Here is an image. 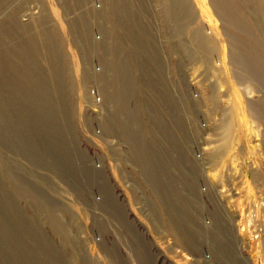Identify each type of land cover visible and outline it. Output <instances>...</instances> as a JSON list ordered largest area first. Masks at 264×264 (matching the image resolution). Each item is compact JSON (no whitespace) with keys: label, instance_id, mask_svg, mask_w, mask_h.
<instances>
[{"label":"rangeland","instance_id":"obj_1","mask_svg":"<svg viewBox=\"0 0 264 264\" xmlns=\"http://www.w3.org/2000/svg\"><path fill=\"white\" fill-rule=\"evenodd\" d=\"M258 6L0 0V264H264Z\"/></svg>","mask_w":264,"mask_h":264},{"label":"bare ground","instance_id":"obj_2","mask_svg":"<svg viewBox=\"0 0 264 264\" xmlns=\"http://www.w3.org/2000/svg\"><path fill=\"white\" fill-rule=\"evenodd\" d=\"M256 2V1H255ZM179 3V2H178ZM180 4V3H179ZM176 6V5H175ZM247 6V5H246ZM172 8V7H171ZM249 8V7H248ZM247 9V8H246ZM229 10V9H228ZM230 11V10H229ZM258 13H260V15L262 16V20H263V22H264V0H259V6H258ZM247 12L249 13V14H256V12H255V10H247ZM226 16H227V18L226 19H224L230 26H232V27H234V28H236L237 30H240V31H243V33L244 34H246V35H250V36H252L251 35V33L249 32V29L247 28V26H248V24L245 22V23H239L238 22V20H233V16L232 15H229V14H226ZM236 17V16H235ZM224 18V17H223ZM225 23V22H224ZM262 23V22H261ZM261 23H259V28H260V30H261V33H262V35L264 36V28H262V26L260 25ZM246 37V36H245ZM256 37V36H255ZM196 38V37H195ZM235 40V39H234ZM206 41H205V39H201V38H199V40H197V44H196V46H197V49H198V52L199 53H201L204 57L205 56H208L211 52H212V50H213V48H211V47H206L205 45H206V43H205ZM242 56V55H241ZM216 63H218L217 61H216ZM263 68L261 69V74H260V77H259V79H260V81H259V83H260V85H261V89H262V91H264V66H262ZM250 68V67H249ZM240 73V72H239ZM234 76V75H233ZM253 77H255L251 72H247V73H245L244 74V78H247L248 80H251V79H253ZM264 102V101H263ZM239 229L241 230V226H239ZM181 242H182V240H180ZM179 241V242H180Z\"/></svg>","mask_w":264,"mask_h":264}]
</instances>
